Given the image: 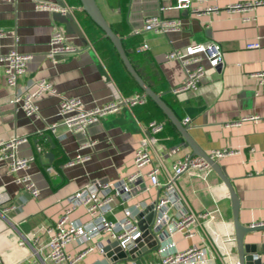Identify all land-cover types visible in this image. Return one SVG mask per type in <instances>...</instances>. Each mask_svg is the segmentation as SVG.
I'll return each mask as SVG.
<instances>
[{"label": "crops", "instance_id": "0c3cea01", "mask_svg": "<svg viewBox=\"0 0 264 264\" xmlns=\"http://www.w3.org/2000/svg\"><path fill=\"white\" fill-rule=\"evenodd\" d=\"M108 24L119 25L126 35H119L129 44L134 68L144 81L161 97L174 102L172 109L182 121L190 119L189 133L208 155L214 151H230L218 162L239 197L240 223L246 227L264 224V4L232 11L235 4L264 0H191L188 9L176 7V0H96ZM45 2L55 10H37L35 5ZM207 7L218 11L207 13ZM68 8L66 13L59 11ZM85 13L81 3L70 0H0V57L17 49L31 57L26 75L20 80L21 92L28 91L37 81L46 80L57 90V95H43L38 100L40 118L27 117L16 112L10 104L12 91L6 85L0 64V141L26 139L17 148L18 158L34 157L29 169L11 174L8 161L0 162V193L7 194L14 209L0 212V264H30L31 242L38 236L43 244V229L57 221L67 208V198L88 186L117 185L134 172V156L144 140H148L152 167L160 170L159 181L165 184L173 165L193 155L181 134L171 122H163L164 130L153 135L149 123L156 121L153 110L147 105L128 107L121 103L126 96L119 87L120 76L126 74L115 60L97 51L86 35L76 12ZM198 11V13L196 12ZM86 14V13H85ZM87 15V14H86ZM70 16V19H66ZM158 17L164 21H179L180 30L157 34L144 30L145 21ZM61 29L80 49L53 60L49 56V41ZM137 37L138 44L130 38ZM214 42L223 52L224 63L218 70L209 69L204 82L196 90L173 95L172 89L180 85L183 70L176 61L166 56L173 50L192 44ZM147 43L149 49L138 51ZM258 43L257 49H248ZM78 98L88 109L115 103L117 112L107 114L87 127L85 132H73L59 115L63 99ZM254 120L242 121L245 118ZM242 121V122H240ZM157 122V121H156ZM55 125V131L49 126ZM49 131L48 134L43 132ZM43 133V134H42ZM59 142L64 157L71 161L77 154L88 159L80 164L57 171L54 167V143ZM90 143H94L90 145ZM53 153L50 163L46 157ZM28 175L40 194L34 198L17 178ZM142 186L149 180L142 179ZM184 200L171 207V214L191 210L208 211L215 217L211 231L197 230L193 239L175 237L177 248L185 251L191 247L207 250L214 264H239L233 210L229 192L213 171L186 173L177 180ZM164 194L163 188L138 190L133 199L125 202L118 197L114 203L115 214L121 217L123 209L133 208L135 220L144 210L154 205ZM143 208V209H142ZM152 211L139 219L146 224ZM84 207H78L71 216L73 223H86ZM147 251L134 257H107L99 249L114 247L107 235L95 236L96 250L87 254L78 264H156L157 238H148ZM246 249L264 264V231L252 232L244 239ZM85 245L68 246L70 254H78ZM45 264H52L46 262Z\"/></svg>", "mask_w": 264, "mask_h": 264}, {"label": "built area", "instance_id": "2783aa9c", "mask_svg": "<svg viewBox=\"0 0 264 264\" xmlns=\"http://www.w3.org/2000/svg\"><path fill=\"white\" fill-rule=\"evenodd\" d=\"M11 2L14 0H5ZM264 4V1L253 3L235 4L229 7L232 11H243L245 9ZM191 0H176V7L180 10L188 9ZM37 10H55L54 7L45 2H38L35 5ZM69 9H60L66 13ZM70 11V10H69ZM218 11L217 7H207L205 12ZM198 13V11H196ZM179 21H164L158 17L146 19L144 30L157 34L168 33L180 30ZM4 33L0 31V37ZM49 56L55 60L56 57L67 54H76L80 51L61 30L57 29L49 41ZM258 43H250L248 49H257ZM149 49L147 43L138 48V51ZM166 59L176 61L180 64L184 78L180 85L172 89L173 95L186 93L198 89L204 82L209 69L218 70L224 63L223 52L220 46L214 42L203 44H192L184 49L171 51ZM31 57L20 53L17 49H12L6 55L0 57V64L3 67L6 85L11 89L12 94L10 104L16 112H22L27 117L40 118V108L38 100L43 95H57L55 87L46 80L37 81L28 91L21 92L19 89L20 80L26 75L28 63ZM264 79V73L258 75ZM148 97L145 94H137L124 99L128 107L145 104ZM120 105L111 103L101 108L88 109L78 98L63 99L59 105V115L70 131L85 132L87 127L98 122L104 116L119 111ZM254 120L255 118H245L242 121ZM240 121V122H242ZM190 119L183 121L184 125L190 124ZM163 122H151L148 125L153 135H158L164 130ZM49 130L55 131V125L49 126ZM26 139L12 140L9 142L0 141V162L8 161L9 172L16 174L29 169L35 161L34 157L18 158L17 148ZM94 143H90L93 145ZM149 141L144 140L142 145L136 150L134 156V172L117 185H103L96 187L88 186L77 191L67 198L68 206L61 217L54 223L43 229L46 237L45 243L40 242L38 236L31 242L30 264H78L87 254L96 250L95 236L99 233L107 235L115 245L104 246L99 249L103 256L125 258L131 257L130 252L136 251L141 243H144L143 232L140 230L135 220L134 209H140V204L133 208L123 209L121 217L111 219L115 214L114 203L118 197L125 198V202L133 199L136 192L142 188L147 191L150 188H163L164 194L158 197L155 205L156 220L153 226V235L157 238L158 246L156 264H214L212 258L208 257L207 250L199 247H191L185 251H180L175 242L176 236L184 239H193L197 235V230L202 229L205 233L211 231L215 223V217L208 211L194 212L191 210L180 211L178 214H171V207L178 205L184 200L178 187L177 180L186 173H206L211 171L210 165L201 157L187 155L182 160L177 161L171 170L169 179L165 184L159 181L160 170L152 167L147 173L144 168L152 164V158L148 147ZM230 151H214L211 158L220 159L226 155H231ZM77 154L68 166L83 163L87 160ZM149 180V186H142V179ZM16 182L21 184L32 197L39 196L40 191L32 181L25 175L17 178ZM78 207H84L88 220L86 223H73L71 216ZM14 209L10 197L5 193H0V212L7 213ZM143 209V208H142ZM74 243L85 245L78 254H70L68 246ZM135 253V252H134ZM133 253V254H134Z\"/></svg>", "mask_w": 264, "mask_h": 264}, {"label": "water", "instance_id": "95a60500", "mask_svg": "<svg viewBox=\"0 0 264 264\" xmlns=\"http://www.w3.org/2000/svg\"><path fill=\"white\" fill-rule=\"evenodd\" d=\"M81 3L82 10L87 14V16L104 32L105 37L108 38L113 44L116 52L118 53L121 61L123 62L127 72L134 79L143 93L151 99L158 108L164 113V115L168 118V120L173 124V126L177 129V131L181 134L182 138L186 142V144L191 148L192 154L194 156H198L203 158L211 167V169L218 175V177L225 184L232 203L233 210V222L235 229V240L237 245V253H238V261L239 264H253L258 261L256 259V255L246 249L244 239L247 234L252 232L264 231V224H255L249 227H246L240 223L239 220V212H240V201L239 197L236 194L230 179L223 172L222 168L218 164L216 160L211 158L210 155L205 153L199 145L194 141L189 133L188 126H185L182 121L176 116L172 108L162 99V97L157 94L140 76L137 70L134 68L132 62L130 61L124 46H123V38L114 32L112 27L108 24L105 19L102 11L100 10L96 0H79ZM66 19H70L68 16ZM50 163L54 160L53 153H48L46 156ZM152 211V213L147 217L146 224L144 221H139L140 217L146 212ZM156 220V211L155 205H151L147 207L144 212L138 217V226L140 230L143 232V240L144 243H141L139 248L135 251H131L130 254L132 257L135 255H140L147 251V247L145 243H148V238L153 236V226ZM135 252V253H134ZM134 253V254H133Z\"/></svg>", "mask_w": 264, "mask_h": 264}, {"label": "trees", "instance_id": "16d2710c", "mask_svg": "<svg viewBox=\"0 0 264 264\" xmlns=\"http://www.w3.org/2000/svg\"><path fill=\"white\" fill-rule=\"evenodd\" d=\"M75 4H78L80 6V1L79 0H70ZM108 2L111 5H114L115 1L114 0H108ZM76 16H78L80 22L82 23V26L84 28V31L88 38L90 39L91 43L94 45V48L102 53L103 55L112 58L117 62L119 65L120 69L126 74V78H122L120 76V81L119 82V87L124 92L126 96H129L133 93H141L144 94L143 91L140 89V87L137 85V83L134 81V79L129 75L127 72L123 62L121 61L118 53L116 52L113 44L111 41L105 37L104 32L85 14V13H79L78 11L76 12ZM114 32L118 35H126V31L121 30L119 25H115L112 27ZM131 44H138L140 41L137 37H132L129 39ZM123 46L124 49L131 60V53H129V44H127V40L123 39ZM133 64V63H132ZM134 66V65H133ZM154 90V89H153ZM155 91V90H154ZM156 92V91H155ZM162 99L173 109L174 108V102L171 100L166 99L165 97H162ZM147 105L153 110V116L156 118L157 122H170L168 118L164 115V113L158 108V106L148 98ZM44 134H48L49 131L43 132ZM42 133V134H43ZM53 143L55 145L54 147V155H55V161L53 164V167L57 170L60 171V167L63 164L68 163L67 159L64 157L61 147L59 145V142L56 139H53Z\"/></svg>", "mask_w": 264, "mask_h": 264}]
</instances>
